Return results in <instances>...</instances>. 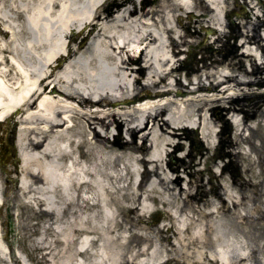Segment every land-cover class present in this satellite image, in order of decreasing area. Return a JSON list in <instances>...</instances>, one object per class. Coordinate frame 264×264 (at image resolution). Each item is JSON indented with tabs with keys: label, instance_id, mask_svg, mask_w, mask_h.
<instances>
[{
	"label": "bare ground",
	"instance_id": "obj_1",
	"mask_svg": "<svg viewBox=\"0 0 264 264\" xmlns=\"http://www.w3.org/2000/svg\"><path fill=\"white\" fill-rule=\"evenodd\" d=\"M143 1L115 0L104 13L107 0H0V121L19 125L20 158L6 166L0 154V205L31 214L9 225L0 218V264L27 263L12 248L11 226L37 230L38 264H264V99L246 114L252 123L237 122L244 175L230 179L228 167L220 174L222 157L212 156L216 113L251 93L244 58L263 62V43L245 36L236 61L189 77L191 94L174 97L187 35L173 21L199 7L196 23L215 24L224 0H165L152 9ZM122 125L132 141L111 144ZM195 127L218 181L211 193L201 190L204 199L163 167L170 147L184 148L175 142L180 131ZM157 204L167 210L147 223Z\"/></svg>",
	"mask_w": 264,
	"mask_h": 264
},
{
	"label": "rangeland",
	"instance_id": "obj_2",
	"mask_svg": "<svg viewBox=\"0 0 264 264\" xmlns=\"http://www.w3.org/2000/svg\"><path fill=\"white\" fill-rule=\"evenodd\" d=\"M114 1L115 0H107V2L104 3L102 7V11L104 13H108L109 8L113 5L112 3ZM143 2L147 9H152L153 7H159V5H163L165 7L166 1L144 0ZM224 4V10L218 14L219 24L217 17L215 24L212 25H199L198 23H196L198 19L204 16L203 11L199 7H197V9L193 12L184 13L181 22L173 21L174 24H177L179 26V32L181 34L187 35V43L181 45L182 52L179 54V61L176 64L177 75L178 79L181 81V84L175 86V79L171 80L174 85L171 95H173L174 97H187L189 94H191L192 87H187V79L189 77L194 79L198 74H204L207 71H214L215 68L228 64L229 62L236 61L237 55H241L244 50L239 46L245 40V36H248L251 39H258L263 43L262 47L264 48V24L261 25V22L264 23V0H224ZM218 33L225 34L222 35L220 39L214 40V35ZM188 35L192 38L188 37ZM253 46L257 48L259 53H262V50L261 48H259L258 44H253ZM223 50L226 52V55L224 56L220 55ZM192 52L194 54L202 53L203 60H200V63H198L197 66L187 70L185 67V60L188 59V54ZM244 59V67L245 69L247 68V71L249 72V74L246 75L245 80L251 81L252 83L250 86H246L245 89L250 91L251 93L246 96L243 95L239 98H235L234 100H228L221 107V109L216 113V117L218 120L216 131L222 125V120L220 118L222 112L230 113V111H233L229 110L232 105H235L238 108L245 109L243 111H239L238 113L236 112L239 121L242 120L247 121L248 123H252L255 118H248L246 114H251L253 111H255L258 108V103H260L264 99V61H253L252 59L246 57ZM235 67V70L239 72L237 66ZM145 75L146 71L141 74V77L144 78ZM150 92L154 93L155 91L150 90ZM167 95L171 96L169 93H167ZM147 97L148 96L143 95L137 98H132L129 101L130 104H127L128 100L120 101L119 103L111 102V107L117 108L120 105L133 106L138 104L139 101L146 99ZM231 126V137L228 138V140L223 137L222 140L225 146L226 144H228L227 151L229 150L231 152V155L233 156V158L231 156L229 160H232L236 164L237 170H239L240 173L238 178H241L244 175L243 165L240 159H238L236 156L238 148L236 146H233L238 128L236 123H231ZM18 127V124H14V119H11L6 123H0V141L5 142V139L11 137L13 130L15 134V154L13 155L12 159L7 158L8 160L6 166L18 167L20 165L16 148V136ZM196 129L201 130L200 136L203 138V142L201 139L203 146H197L196 144L193 145L189 142L191 133L195 132ZM2 132L5 133V137L1 135ZM114 133L115 136L110 138L111 144L116 142L125 144L132 141L129 138V135L125 132L124 125H122L119 129H114ZM246 133L248 134V132ZM204 139L205 137L203 135L202 128H183L179 133V138L175 139V142L183 144L184 148L175 150L173 147H170L167 151L168 153L163 154V167H165L166 169H171L174 176H177L178 174L183 176L184 181L180 183L184 187L187 188L188 183L191 182V191L193 195H195L196 199H204L202 198L201 190H204L206 193H211L213 191L214 185L218 184L217 178L214 177L210 171L206 170V167L204 165L205 151L207 149V142L206 139ZM216 140L217 138H215L214 136V143ZM135 143L139 146H142L140 135L135 138ZM146 144L147 147L150 146L149 142H147ZM212 156H218L216 150L212 152ZM223 159L225 161L223 160L222 162L221 160L220 162L222 165L229 162L226 157ZM197 162L201 163L196 164ZM261 171L262 169L259 168L258 172L261 173ZM226 176L230 179L234 178L232 174H229V171L226 172ZM13 177L15 180L17 179L16 175ZM139 178L141 180L142 176ZM202 182L204 184L203 189L200 188ZM13 189L14 187H11V190L5 192L3 196L7 197V195L9 194L8 197H11L14 194ZM187 201H189V199H187ZM156 208H158V206ZM161 213H164V210L161 212L157 211L150 217L145 216L144 220L147 223L156 225L159 222ZM133 216L135 217L136 215ZM30 217L31 214H28L26 212H17L14 209H4V207L0 206V218H2L7 225L12 224L19 218ZM10 228L11 229H9L8 236L11 241L12 248L15 251L21 250L26 252L25 254L28 257L26 264H38L37 258L34 257L35 252L33 253L32 247L33 241L37 238V230L20 231L14 228V226L13 228L12 226ZM262 238H264V235L262 236Z\"/></svg>",
	"mask_w": 264,
	"mask_h": 264
}]
</instances>
